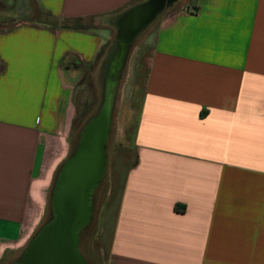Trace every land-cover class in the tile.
<instances>
[{"label": "crops", "instance_id": "obj_1", "mask_svg": "<svg viewBox=\"0 0 264 264\" xmlns=\"http://www.w3.org/2000/svg\"><path fill=\"white\" fill-rule=\"evenodd\" d=\"M143 1L22 0L31 18L0 30V262L36 236L69 152L81 76L70 64L94 66L111 19ZM175 6L145 27L152 50L109 262L264 264V0Z\"/></svg>", "mask_w": 264, "mask_h": 264}, {"label": "rangeland", "instance_id": "obj_2", "mask_svg": "<svg viewBox=\"0 0 264 264\" xmlns=\"http://www.w3.org/2000/svg\"><path fill=\"white\" fill-rule=\"evenodd\" d=\"M19 1L21 3L22 0H0L2 5H6L2 6L0 3V30L10 28L24 19L31 18L30 15L17 13L16 6ZM194 1L181 0L175 4L174 10L180 6L191 8ZM9 3L11 6L8 5ZM36 15L38 14L36 13ZM154 29L155 26L152 25L141 30L128 48L129 57L123 68L121 85L117 90L113 109L114 130L112 139L115 144L121 143L122 149L117 153L112 169V178L115 175L112 197L108 201V206L103 204L100 207L95 233H93L92 238L87 242L83 250L88 264H110V226L116 215L125 173L135 159L134 135L140 117L141 103L147 80ZM105 56L106 54H103L92 67H82L80 65L81 76L76 86V115L71 128V137L76 135L77 129L82 122L95 114L102 101L103 83L100 77ZM42 224L43 221L40 225ZM15 258L16 255L7 254L0 264H12L16 260Z\"/></svg>", "mask_w": 264, "mask_h": 264}, {"label": "flooded vegetation", "instance_id": "obj_3", "mask_svg": "<svg viewBox=\"0 0 264 264\" xmlns=\"http://www.w3.org/2000/svg\"><path fill=\"white\" fill-rule=\"evenodd\" d=\"M171 2L172 0H166L167 6ZM127 51L129 52V49ZM125 65L126 63L122 61L118 70H115L114 62L109 63L102 78L103 97L98 110L79 125L74 137L70 135L69 152L53 176L47 196L46 213L41 225L42 227L55 219L57 191L63 176L67 177L65 178V191L71 200H75L79 204L83 221L78 230V249L85 260L83 250L95 233L99 209L103 204L108 206V201L112 197L115 180V175L112 178V169L117 153L122 149L121 143L113 142L112 133L116 93L121 85ZM110 96H112V103L110 110L106 112L105 107ZM114 97L115 99H113ZM95 125L97 132H95ZM77 165H81V167L77 168ZM25 253L26 248L12 264H21ZM86 263L88 264L87 260Z\"/></svg>", "mask_w": 264, "mask_h": 264}, {"label": "water", "instance_id": "obj_4", "mask_svg": "<svg viewBox=\"0 0 264 264\" xmlns=\"http://www.w3.org/2000/svg\"><path fill=\"white\" fill-rule=\"evenodd\" d=\"M167 7L166 0H149L121 18L118 23L120 30L119 52L113 60L115 70H118L122 61L126 63L127 49L136 35ZM111 97L105 107L106 112L110 110ZM95 132H97L96 125ZM84 153L87 152L84 151ZM78 167L81 165H77ZM65 178L63 176L57 191L55 219L39 229L26 247L21 264H87L78 249V230L83 222L79 204L67 195Z\"/></svg>", "mask_w": 264, "mask_h": 264}, {"label": "trees", "instance_id": "obj_5", "mask_svg": "<svg viewBox=\"0 0 264 264\" xmlns=\"http://www.w3.org/2000/svg\"><path fill=\"white\" fill-rule=\"evenodd\" d=\"M149 0H145L137 5H134L133 7L129 8L128 10L124 11L123 13L118 14L117 16H115L113 19H111L110 24L111 26L115 29V37L113 39V41L111 43H109L108 45H106L102 51L99 54V57L97 58V61L101 58V56L103 54H106L105 58L103 59L102 62V71H101V79L103 78V75H105L106 70L108 68V65L111 61H113L115 59V57L117 56L118 52H119V36H120V30H119V26L118 23L121 20V18L128 12H130L131 10L139 7L140 5L148 2ZM179 0H172L171 4L168 5L167 8L172 7L173 5H175ZM166 8V9H167ZM71 66L75 67L77 70H80V63L74 61L73 63L70 64ZM82 67H86L84 65H81ZM72 67V68H73ZM92 67V66H91Z\"/></svg>", "mask_w": 264, "mask_h": 264}, {"label": "bare ground", "instance_id": "obj_6", "mask_svg": "<svg viewBox=\"0 0 264 264\" xmlns=\"http://www.w3.org/2000/svg\"><path fill=\"white\" fill-rule=\"evenodd\" d=\"M99 190V189H98ZM99 193V192H98ZM12 261V260H11Z\"/></svg>", "mask_w": 264, "mask_h": 264}]
</instances>
